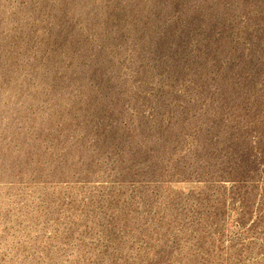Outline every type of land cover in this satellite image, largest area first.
<instances>
[{
  "label": "rangeland",
  "instance_id": "obj_1",
  "mask_svg": "<svg viewBox=\"0 0 264 264\" xmlns=\"http://www.w3.org/2000/svg\"><path fill=\"white\" fill-rule=\"evenodd\" d=\"M0 264H264V0H0Z\"/></svg>",
  "mask_w": 264,
  "mask_h": 264
}]
</instances>
